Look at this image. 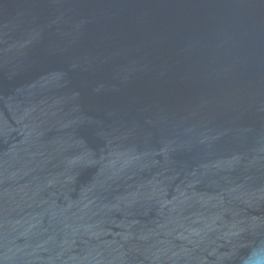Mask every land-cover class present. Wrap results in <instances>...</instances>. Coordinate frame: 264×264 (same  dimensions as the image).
<instances>
[{
  "label": "water",
  "instance_id": "obj_1",
  "mask_svg": "<svg viewBox=\"0 0 264 264\" xmlns=\"http://www.w3.org/2000/svg\"><path fill=\"white\" fill-rule=\"evenodd\" d=\"M258 246L264 0H0V264Z\"/></svg>",
  "mask_w": 264,
  "mask_h": 264
},
{
  "label": "clouds",
  "instance_id": "obj_2",
  "mask_svg": "<svg viewBox=\"0 0 264 264\" xmlns=\"http://www.w3.org/2000/svg\"><path fill=\"white\" fill-rule=\"evenodd\" d=\"M242 264H264V247L258 246L242 259Z\"/></svg>",
  "mask_w": 264,
  "mask_h": 264
}]
</instances>
